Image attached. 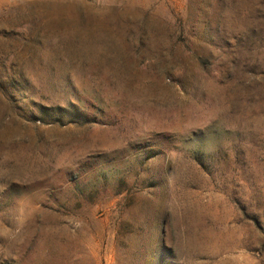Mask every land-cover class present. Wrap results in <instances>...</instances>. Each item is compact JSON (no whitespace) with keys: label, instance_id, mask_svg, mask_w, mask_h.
<instances>
[{"label":"rangeland","instance_id":"obj_1","mask_svg":"<svg viewBox=\"0 0 264 264\" xmlns=\"http://www.w3.org/2000/svg\"><path fill=\"white\" fill-rule=\"evenodd\" d=\"M0 264H264V0H0Z\"/></svg>","mask_w":264,"mask_h":264}]
</instances>
